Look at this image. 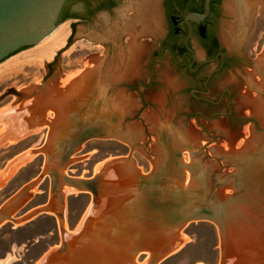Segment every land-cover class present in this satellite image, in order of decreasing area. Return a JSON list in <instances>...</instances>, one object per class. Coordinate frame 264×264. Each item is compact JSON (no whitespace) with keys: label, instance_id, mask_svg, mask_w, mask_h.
<instances>
[{"label":"rangeland","instance_id":"1","mask_svg":"<svg viewBox=\"0 0 264 264\" xmlns=\"http://www.w3.org/2000/svg\"><path fill=\"white\" fill-rule=\"evenodd\" d=\"M219 2L216 34L234 63L200 98L196 95L200 85L187 71L188 60L166 50L173 47L170 35L175 24L185 30L187 8L176 11L164 6L163 0H98L76 5L74 9L84 19L62 22L71 34L51 58L45 56L40 42L0 63V211L14 196L22 198L10 216L0 215V264H39L52 248L70 255L72 246L82 243L94 244L116 258L123 250L129 251L136 242L131 241L133 234L124 226L116 200L127 193L136 175L154 169L161 154V132L182 134L186 144L197 146L211 188L220 173L233 172L228 163L231 154L252 140L264 142V0ZM232 4L242 6L234 15L226 8ZM191 47L202 61L204 55L195 39ZM214 67L209 65L207 72ZM17 114L38 116L46 125L14 140L12 117ZM122 128L135 134L132 145L120 134L109 138L110 129ZM53 137L61 154L67 146L72 151L63 168L51 152L42 153ZM118 159H125L127 176L111 183L108 173V183L96 181L99 196L94 205L92 189L86 193L74 180H93L99 174L95 173L97 165ZM182 160L192 162L190 153L184 151ZM183 172L187 186L190 173ZM245 178L251 186L244 211L251 209L264 226V163L251 167ZM63 185L69 188L66 195ZM100 186H105L101 187L104 192L99 193ZM149 191L151 203L146 209L160 216L166 210L159 203L163 196L158 195V187ZM217 193L230 196L233 190L218 188ZM53 199L61 203L65 233L58 216L45 210ZM96 204L97 214L93 212ZM90 208L91 215L84 219ZM82 218L83 226L73 235L70 231ZM151 228L144 241L155 244L166 229L154 224ZM247 233L258 242L254 231L243 230L240 254L264 264L261 247ZM67 234L73 236V243L62 249L64 236L68 244ZM178 234L175 239L183 241L181 250L157 264H222L223 257L224 264H241L239 247L222 243L211 223L194 222ZM229 235L237 241L239 234ZM147 255L140 253L136 264L147 263L152 256Z\"/></svg>","mask_w":264,"mask_h":264},{"label":"water","instance_id":"2","mask_svg":"<svg viewBox=\"0 0 264 264\" xmlns=\"http://www.w3.org/2000/svg\"><path fill=\"white\" fill-rule=\"evenodd\" d=\"M66 1L0 0V63L22 50L37 45L53 33L62 24L59 16ZM211 2L212 0L204 1L202 13L187 12L184 15V22L188 30L184 44L186 49L191 52L193 60L196 59V54L189 46V40L194 30L193 23L203 22L209 16ZM110 134L109 138L120 134L123 140L129 144L134 141L135 136L129 128H122L118 131L110 129ZM159 136H161V154L157 157L158 160L155 161L152 172L147 175H136L127 193L116 200L115 207L122 215L124 226L130 229L133 234L131 241H138L141 239L137 238L150 235L153 229L151 228L152 224L157 225L158 228L180 230L194 222H206L213 224L218 229L219 236L223 240L228 226L242 228L246 232L254 231L258 242H255L249 233H247L249 234L247 237L251 239V242H255L257 246L261 247V251L264 253V226L259 218L253 215L252 211L250 212L251 209L244 211L243 205L246 201L245 194L250 192L251 186V182L249 184L245 174L251 167L264 163V142L252 140L251 143H248L249 145L231 154L228 163L233 168V172L220 173L218 177L214 178V185L211 188L208 184V170L201 163L196 145H187L184 142L187 139L182 134L165 135L161 132ZM68 147H66V151H62L63 154L59 158L62 164L70 159L72 151ZM184 151L190 153L192 162L187 164L183 162ZM46 152L49 154L47 147L42 153ZM52 155L51 157L54 158ZM131 158V155L127 156L126 162L128 163ZM48 162H50L49 159ZM183 170L190 173V184L187 186ZM168 174L170 177L166 178ZM101 177L100 173L93 180L86 182H77L75 179L74 184L83 186L86 193L92 189L94 201L97 203V187L94 186V183L100 181ZM69 179L67 178V180ZM153 187H158L160 191L158 195L163 196L159 203L166 208L160 216H156L146 209L151 203L149 190ZM218 188L220 190L231 188L233 194L230 196L218 194ZM17 198L19 199V196ZM17 198L5 205L4 209L0 211L1 216H10L13 213L12 207L17 206ZM58 217L62 218V215L58 214ZM60 229L65 233L63 223L60 224ZM223 242L225 243V240ZM66 245L68 244H66L64 236L60 247L63 249ZM143 248L138 246L135 250L142 253ZM156 252L150 264H157L175 254L161 260L159 258L164 252ZM222 264H224V257Z\"/></svg>","mask_w":264,"mask_h":264},{"label":"bare ground","instance_id":"3","mask_svg":"<svg viewBox=\"0 0 264 264\" xmlns=\"http://www.w3.org/2000/svg\"><path fill=\"white\" fill-rule=\"evenodd\" d=\"M241 7L242 6L239 4H238V6L235 4H232V5H228L226 8H227V12H230V14L234 15V14H236V11H238V9H240ZM70 34H71V29L68 27V25L62 24L53 33H51L48 37H46L44 40H42L41 46H43V48L45 49V51H44L45 56L48 58H51L54 55V53H55L54 50H56V48L59 49V48L65 46ZM39 50H41V49H39ZM41 53H43V52H41ZM41 53H40V55L44 57V54H41ZM58 96H59V94H58ZM45 104H48V103H45ZM48 105H49V107L53 108L55 106V108H56L55 104H48ZM41 114L39 116H41ZM37 118H39V117L38 116L37 117L30 116V115L29 116H19L18 114L13 116L12 121L14 122L13 124L15 125V129H14L15 131L13 134L14 136L13 135L12 136H13L14 140H17L18 138L24 137V136H26L32 132H36L37 130L44 128L46 125L45 122H42V120H38ZM187 145H189V144H187ZM192 145H195V144H192ZM190 146H191V144H190ZM196 149H197V146H196ZM102 172H103V174H102L101 178L105 177L109 173L110 182L111 183L118 182V178H120L121 176L122 177L127 176V170L125 168V159L111 160V161H108L107 163L99 164L97 166L95 173L100 174ZM99 193H100V190H99ZM94 205H95V202H94ZM91 208H92V206H91ZM91 208L85 214L84 219H87V215H89V216L91 215V213H90ZM97 208H98V206L94 207V209H93L94 213H95ZM47 211H48V209H47ZM50 213H52V212H50ZM82 226H83V224L80 227H82ZM243 230H245V229L240 230L238 228H231L230 226H228L226 228L224 240L229 242L234 247L235 246L237 248L239 247V255H240L239 258H240L241 264H255V262H252L253 260L251 258H250L251 259L250 260V259L245 258L243 256L245 254H243V255L240 254V252H241V238H242V231ZM178 231L179 230L176 231V230L166 229L164 231V233H161L162 235L160 237V241H157L155 244H150V243L144 241V239L147 236H143L141 238V240L143 239L142 243H138L139 240L138 241L134 240V242L136 241V245H133L130 248L128 247V250L130 252L125 251L126 250L125 249L119 254V257H117V258L111 257L109 252L104 253L103 250L98 249V246L97 247H96V245L93 246L94 244L90 245V244H83L82 243V244L74 245L71 248L70 255H64L62 253H59V251L57 252V250L55 248H52L51 251H49L41 260H39V264H108L109 262L107 263L106 258L110 262L113 261V264H115V263L116 264H136L137 258L139 256V254L141 253V252H138V250H135L138 246L144 247L143 253H147L148 255L149 254L152 255V256L147 255L148 256L146 259L147 263H145V264H150V261L152 260L156 249L159 250V248H160L161 252H164L163 254H161V256L159 258L161 260L164 259V257H167V255L169 256V254L171 252L180 249V247L183 244V241H179V240L175 239V236L179 235ZM229 233L234 234L235 236H236V234H239L237 236V241L235 240V238L232 241ZM229 237H230V240H229ZM137 239H140V238H137ZM183 239H185V238H183ZM221 240H222V243H224L223 242L224 240L222 238H221ZM71 241L72 240H70V242ZM186 241H187V239H186ZM242 241L246 243L245 239H243ZM94 247H95V249H94ZM158 250H156V251H158ZM250 252H251V250H250ZM250 252H248L246 254L248 256H250L252 253V252L251 253ZM228 259L230 260L232 258L229 256Z\"/></svg>","mask_w":264,"mask_h":264},{"label":"flooded vegetation","instance_id":"4","mask_svg":"<svg viewBox=\"0 0 264 264\" xmlns=\"http://www.w3.org/2000/svg\"><path fill=\"white\" fill-rule=\"evenodd\" d=\"M94 1L98 0H67L60 12V22H66L68 20L82 21L84 18L80 16V14H77L78 12H76L74 7L76 5L86 6ZM204 1L205 0H163V3L164 6H171V8L176 11L184 10V7H186V13H202ZM219 1L220 0H212L210 14L203 22L193 23L194 30L193 35L189 40V46L192 49L191 42L194 39L198 42L204 55L202 61L197 60V55L196 59L193 60L191 52L185 47L184 39L188 30L184 20L183 23L185 30L178 29V23L175 24L170 35L173 47L166 48V50L170 51L175 56L188 60L187 71L190 74L191 80L200 85V88L196 90L198 98H200L201 95H206L210 92L214 81L234 63V59L226 55L225 48L222 46L216 34L214 18L217 14V8L220 3ZM174 21L176 22V20ZM209 21H212V23L210 25L206 24ZM203 61L205 62L202 63ZM212 64H215V67L207 72L208 66Z\"/></svg>","mask_w":264,"mask_h":264},{"label":"crops","instance_id":"5","mask_svg":"<svg viewBox=\"0 0 264 264\" xmlns=\"http://www.w3.org/2000/svg\"><path fill=\"white\" fill-rule=\"evenodd\" d=\"M49 142H48V145L46 146L47 147V149L49 150V152H51L53 155H55V157H57V158H60L61 156H62V154L60 153V150H58V148H56L55 146V144H56V137H53V138H51V139H49L48 140ZM61 155V156H60ZM62 167L61 168H63V166H64V164L63 165H61ZM98 166V165H97ZM97 166H96V168H95V171H96V169H97ZM103 174V173H102ZM96 176V175H95ZM107 176V175H106ZM106 180H107V177H103V178H101V184H106V183H108V182H106ZM107 186V185H106ZM104 188L105 186H100V191L101 192H104V190H102V188ZM68 188V186L67 185H63V189H62V194H64V195H66V194H68L69 193V188ZM23 191V190H22ZM21 191V192H22ZM20 192V193H21ZM27 192V190H25V192L23 193V194H25ZM19 195H16V196H14L13 198H11L10 199V201H12L13 199H15V198H17ZM99 196V195H98ZM22 200V198H20L19 197V199L17 198V203L16 204H19L18 202H20ZM97 201H98V198H97ZM94 202V201H93ZM7 203H9V201L7 202ZM48 204V203H47ZM47 204H45V205H47ZM53 204V205H52ZM92 204V203H91ZM91 204H90V206H91ZM7 205V204H6ZM51 205V206H50ZM4 207H5V205H4ZM1 208H3V206L1 207ZM0 208V209H1ZM17 209V206H13V208H12V211L14 212L15 210ZM48 209V211L47 212H52V213H54V215L55 216H58V214H60V212L62 211V206H61V203H59V201L57 202V201H55L54 199H53V201L51 200L50 201V203H49V206H47V208H45V210H47ZM97 211H98V209H96V211H95V214H97ZM87 212V211H86ZM58 213V214H57ZM62 215V214H61ZM83 218H84V216H83ZM83 218H82V220H81V222L79 223V225L77 226V228L74 230V231H70L71 233H73V235H74V233L76 232V230L81 226V223H82V221H83ZM58 220H59V224H62L63 223V218H60V217H58ZM67 236V241H68V245H70L69 246V248H71V245H72V243H73V236L71 235H69V234H67L66 235ZM77 238H80L81 239V237L79 236V237H77ZM70 240H72L71 242H70ZM59 253H62V252H59Z\"/></svg>","mask_w":264,"mask_h":264},{"label":"trees","instance_id":"6","mask_svg":"<svg viewBox=\"0 0 264 264\" xmlns=\"http://www.w3.org/2000/svg\"><path fill=\"white\" fill-rule=\"evenodd\" d=\"M171 8V6H169ZM172 9V8H171Z\"/></svg>","mask_w":264,"mask_h":264}]
</instances>
